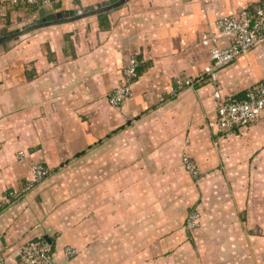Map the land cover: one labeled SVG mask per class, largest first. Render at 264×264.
<instances>
[{
    "label": "crops",
    "instance_id": "0c3cea01",
    "mask_svg": "<svg viewBox=\"0 0 264 264\" xmlns=\"http://www.w3.org/2000/svg\"><path fill=\"white\" fill-rule=\"evenodd\" d=\"M103 1L29 11L0 0V28ZM260 1L125 0L106 23L92 14L0 45V196L24 185L32 164L50 170L0 211V264H20L18 249L34 240L57 264H264V113L215 135L216 85L197 78L214 22ZM131 57L134 95L116 107L108 94ZM217 77L223 96L264 81V41ZM190 208L201 214L193 231ZM66 247L77 254L66 258Z\"/></svg>",
    "mask_w": 264,
    "mask_h": 264
},
{
    "label": "built area",
    "instance_id": "2783aa9c",
    "mask_svg": "<svg viewBox=\"0 0 264 264\" xmlns=\"http://www.w3.org/2000/svg\"><path fill=\"white\" fill-rule=\"evenodd\" d=\"M65 0H1V3L9 2L12 5H35L37 11L55 5ZM264 41V0H261L253 9H243L237 14L226 15L214 22V28L203 44L210 48L211 63L199 74L198 79L206 78L216 85L215 98L218 101L217 118L211 125L215 135L233 129L235 127L250 126L257 123L264 113V81H258L245 92L244 97L223 96L217 86V71L237 58L249 54V52ZM139 61L131 57L123 71V84L108 94L111 105L119 107L134 95L133 82L137 76ZM197 78H189L186 81H177L171 90V95H176L186 87L193 86ZM19 152V157L24 156ZM183 162L187 171L199 178L201 173L196 161L188 155H184ZM50 170L41 163L31 165V177L19 188L8 190L0 196V211L6 205L20 199L35 185L48 177ZM201 214L195 208L188 211L185 226L193 231L200 226ZM66 258H72L77 250L66 247ZM20 264H57L54 252L50 244L41 240L29 241L18 249Z\"/></svg>",
    "mask_w": 264,
    "mask_h": 264
},
{
    "label": "water",
    "instance_id": "95a60500",
    "mask_svg": "<svg viewBox=\"0 0 264 264\" xmlns=\"http://www.w3.org/2000/svg\"><path fill=\"white\" fill-rule=\"evenodd\" d=\"M124 1L125 0H105L99 5L98 8L94 6H88L84 9H72L58 12L55 15L48 16L31 24H27L22 29H18L15 32L0 37V45L19 39L22 35L45 26L66 23L75 19L90 16L92 14L101 16L104 14L107 8L113 5H120Z\"/></svg>",
    "mask_w": 264,
    "mask_h": 264
},
{
    "label": "trees",
    "instance_id": "16d2710c",
    "mask_svg": "<svg viewBox=\"0 0 264 264\" xmlns=\"http://www.w3.org/2000/svg\"><path fill=\"white\" fill-rule=\"evenodd\" d=\"M57 5H59V4H57ZM122 6V3L120 4V5H113V6H111V7H109V8H107L106 10H105V12H104V14L103 15H101V16H98V15H96L100 20H101V22L103 23H106V18H107V15H108V13L109 12H111L112 10H114V9H117V8H119V7H121ZM58 7V6H57ZM13 8H25V9H27V10H29V11H31V10H33V11H36L37 10V6H35V5H23V4H21V5H13ZM95 15V14H94ZM6 27H7V22H6ZM3 28H5V26L3 27ZM3 28H0V31H2V29ZM20 29H22V28H20ZM16 30H18V28L17 29H15V30H13V31H10V32H7V33H2L3 34V36L4 35H7V34H10V33H12V32H15ZM2 37V36H1ZM137 71H138V68H137ZM244 95L245 94H243V95H241V96H236V97H238V98H242V97H244ZM45 180V179H44ZM7 192V191H6ZM16 202V201H15ZM14 203V202H13ZM12 203V204H13ZM11 205V204H10ZM7 206H9V205H6L5 207H7ZM4 207V208H5ZM191 209V208H190ZM189 209V210H190Z\"/></svg>",
    "mask_w": 264,
    "mask_h": 264
},
{
    "label": "rangeland",
    "instance_id": "374dc122",
    "mask_svg": "<svg viewBox=\"0 0 264 264\" xmlns=\"http://www.w3.org/2000/svg\"><path fill=\"white\" fill-rule=\"evenodd\" d=\"M98 7H99V6L97 5L96 8H98ZM94 16L97 17L96 15H94ZM6 28H7V27H5V29H6ZM10 31H13V30H10ZM10 31H9V32H10ZM7 32H8V31H5V33H7ZM2 33L4 34V32L1 31L0 34L2 35ZM12 42H13V41H12ZM263 182H264V181H263ZM263 192H264V184H263ZM263 196H264V195H263ZM263 198H264V197H263ZM241 213H242V212H241ZM243 215H244V214L242 213V216H243Z\"/></svg>",
    "mask_w": 264,
    "mask_h": 264
}]
</instances>
